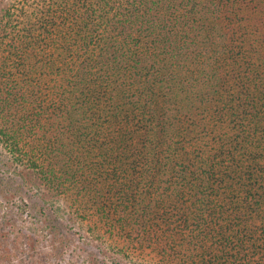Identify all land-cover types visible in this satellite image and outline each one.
Returning a JSON list of instances; mask_svg holds the SVG:
<instances>
[{"label":"trees","instance_id":"obj_1","mask_svg":"<svg viewBox=\"0 0 264 264\" xmlns=\"http://www.w3.org/2000/svg\"><path fill=\"white\" fill-rule=\"evenodd\" d=\"M0 143L67 264H264V0H0Z\"/></svg>","mask_w":264,"mask_h":264},{"label":"rangeland","instance_id":"obj_2","mask_svg":"<svg viewBox=\"0 0 264 264\" xmlns=\"http://www.w3.org/2000/svg\"><path fill=\"white\" fill-rule=\"evenodd\" d=\"M0 146H1V143H0ZM41 184H42V189H45L43 192L48 193V196H46V199L54 196L56 192L51 191L49 188H47L46 185L43 184V182ZM5 185L12 187L11 184L6 183ZM0 199L2 200V195H0ZM29 199L31 201V203L29 204V208L31 206V209H30L31 216H25L23 219H21L20 214H18L16 210H12L11 208H8V209L6 208L9 204L3 206L6 212V215L4 218H8L9 215L18 214L17 216H19V219H21V222L18 221L19 225L16 224L14 227H12L10 226V224L4 223V221L0 218V264H25L24 262L25 254L33 252L32 248H37V247H38V250L43 251V254L47 251L46 254H48V256L51 259L47 264H54V263L55 264H67L66 258H69L70 255L67 254L66 257L63 259L58 258V256H60L59 251L53 248L52 245H49L50 235H51L49 229H46L43 231L42 226L46 223L45 220L48 221L49 211L47 208H45L44 214L42 215L39 214L40 206L41 204H43L42 198L34 195V197L30 196ZM64 202L66 203V201L62 199L61 203H64ZM37 206L39 209L37 208ZM65 231H67V228L64 230V232ZM75 240L78 241L77 238ZM75 242H73V244ZM83 243H84L83 241L80 243V247L78 251H80L83 256H86L88 252L90 251V248L86 247ZM108 243H109L108 245L110 246L111 244H114L115 241L112 240V241H109ZM55 244H58V243L56 242ZM122 244H124L123 241L120 242V245ZM116 249L117 248H115L114 245L113 247H109L108 254L115 253ZM145 251H146L148 259L145 258L143 253L139 252V250L135 251L133 255L135 256L138 254L139 257L143 258L145 263H147L146 261H148L149 259L153 263V250L152 251L145 250ZM119 255L121 256L122 253L121 254L119 253ZM99 258L100 260H105V261L107 259L101 254H99ZM38 261H41V260L39 259ZM78 264H82L81 261H79ZM124 264L126 263L124 262Z\"/></svg>","mask_w":264,"mask_h":264}]
</instances>
